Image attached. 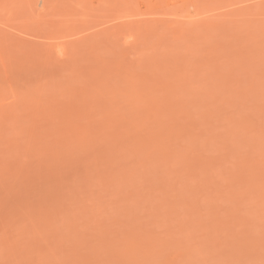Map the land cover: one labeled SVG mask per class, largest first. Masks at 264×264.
Wrapping results in <instances>:
<instances>
[{"label": "rangeland", "instance_id": "1", "mask_svg": "<svg viewBox=\"0 0 264 264\" xmlns=\"http://www.w3.org/2000/svg\"><path fill=\"white\" fill-rule=\"evenodd\" d=\"M0 264H264V0H0Z\"/></svg>", "mask_w": 264, "mask_h": 264}]
</instances>
